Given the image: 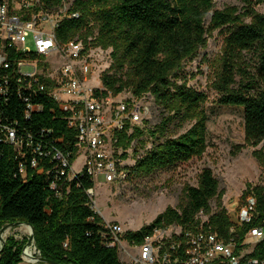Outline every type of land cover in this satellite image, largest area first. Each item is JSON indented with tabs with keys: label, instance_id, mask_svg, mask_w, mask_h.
<instances>
[{
	"label": "trees",
	"instance_id": "obj_1",
	"mask_svg": "<svg viewBox=\"0 0 264 264\" xmlns=\"http://www.w3.org/2000/svg\"><path fill=\"white\" fill-rule=\"evenodd\" d=\"M243 2L246 6L242 10H216L214 0H73L69 12L78 17L59 24L56 41L65 44L78 39L82 41L83 54L91 48L110 50L109 72L100 78L102 95L118 96L128 91L135 100L150 95L163 114L152 130L137 126L129 134L127 124L116 133L115 146L123 151L122 158L144 135L154 141L143 156L137 158L134 151V165L125 168L127 180L148 177L205 153L208 118L203 105L207 96L180 83V71L182 63L205 47L215 31L223 36L212 83L217 103L243 110L244 146L256 148L264 142V15L253 8L264 1ZM44 3L57 6L59 0ZM34 102L41 104L42 111L33 114L29 122L21 118L22 106L16 99L7 112L33 133L50 131V139L60 140L56 148L69 153L73 162L76 132L67 127L65 113L45 95ZM173 123L178 128L190 127L174 137L170 129ZM14 155L11 147L0 146V229L13 223L31 226L39 256L56 264H122L117 250L103 244L102 219L88 206L84 191L92 186L89 178L83 175L69 183L63 178L58 182L57 196L49 189L52 177L29 173L22 180ZM253 155L264 167L263 151ZM50 166L46 164V168ZM183 193L182 206L168 207L151 224L135 232L127 231L125 240L141 244L155 229L172 225L195 231L201 224L200 214L207 216L204 226L224 240L233 239L237 245L251 229L264 228V186L246 185L243 200L253 198L254 211L248 223L235 227L226 215L223 192L210 169H203L197 185L185 186ZM22 249L12 237L8 238L0 252V264H19ZM248 257L264 260V239Z\"/></svg>",
	"mask_w": 264,
	"mask_h": 264
},
{
	"label": "built area",
	"instance_id": "obj_2",
	"mask_svg": "<svg viewBox=\"0 0 264 264\" xmlns=\"http://www.w3.org/2000/svg\"><path fill=\"white\" fill-rule=\"evenodd\" d=\"M72 2L59 0L57 6H46L44 0H0V146L13 149L22 180L29 173L52 177L49 189L57 196L58 182L63 178L69 183L86 175L92 183L84 191L88 206L99 215L98 181L104 187L123 186L127 181L125 167L116 156L121 150L115 146L116 133L128 124L131 134L144 109L133 101H117L119 95L103 96L102 86H90L82 41H56L59 24L78 17L69 12ZM41 95L58 105L65 113L67 127L75 130V160L83 158L80 170H74L75 160L70 161L69 153L56 148L60 140L50 139V131L33 133L7 112L16 99L22 106L21 118L29 122L33 114L42 111L41 104L34 102ZM254 205V199L249 197L242 206L234 203L224 208L235 227L250 221ZM206 221L195 231L176 225L157 228L141 244H135L125 240L127 231L121 225L102 219L101 237L106 247L117 250L122 264H264V260L248 257L264 239V228L251 229L237 245L233 239L224 240L204 226ZM24 250L21 260H25ZM31 256L36 258L34 253Z\"/></svg>",
	"mask_w": 264,
	"mask_h": 264
},
{
	"label": "rangeland",
	"instance_id": "obj_3",
	"mask_svg": "<svg viewBox=\"0 0 264 264\" xmlns=\"http://www.w3.org/2000/svg\"><path fill=\"white\" fill-rule=\"evenodd\" d=\"M251 1V3L256 2V0ZM245 6L243 0H214L216 10H223L226 7L242 10ZM253 8L258 14L264 15V3L253 5ZM222 43L221 33L213 32L207 38L205 47L200 48L194 57L182 63L180 71L182 78L180 83L184 82L188 87L207 96V102L203 105L208 118L205 153L200 158L176 164L148 177L127 180L123 186L104 187L99 180L96 210L102 219L118 223L126 231H138L151 224L166 208L178 209L182 206L185 202L184 187H195L197 177L203 169H210L218 181L219 191L223 192L221 200L223 207L229 208L230 204L234 203L242 206L247 184L264 186V167L253 155V152L260 150L264 153V142L256 148L244 146L243 110L219 105L217 92L212 87L219 66ZM84 58L89 69L90 86L101 87L100 78L102 74L109 72L111 65L110 50L91 48L84 53ZM58 66L60 64L54 67ZM117 101H133L142 105L144 111L136 125L144 130H152L161 122L162 111L155 105L150 95L135 100L130 92L126 91L117 97ZM189 127L186 125L178 128L177 124L173 123L170 129L174 133L173 136L178 137ZM153 143L151 138L144 135L132 143L133 147L126 151V158H122L121 150L116 152V156L120 158L123 167H132L135 163L134 151H137V158L141 157L152 148ZM82 162L81 156L75 160L73 164L75 171L80 170ZM210 207L212 211L215 210V201L210 203ZM198 218L202 222L207 216L199 215ZM231 219L234 220V217ZM9 231L5 241L12 237L23 246V252L30 232L25 231L21 226L11 227ZM29 247L38 258L39 253L34 243Z\"/></svg>",
	"mask_w": 264,
	"mask_h": 264
},
{
	"label": "water",
	"instance_id": "obj_4",
	"mask_svg": "<svg viewBox=\"0 0 264 264\" xmlns=\"http://www.w3.org/2000/svg\"><path fill=\"white\" fill-rule=\"evenodd\" d=\"M14 226H27L30 229V235H29V239L27 241L26 247H29L30 245H32L34 243L33 241V229L31 226L27 225V224H23V223H13V224H6L3 228L0 229V252L3 249L4 245H5V240L2 239V235L5 232L6 229L14 227ZM23 255V252L22 254ZM37 263H41V264H56L54 262H51L49 260L43 259L40 256L38 258L34 259Z\"/></svg>",
	"mask_w": 264,
	"mask_h": 264
},
{
	"label": "bare ground",
	"instance_id": "obj_5",
	"mask_svg": "<svg viewBox=\"0 0 264 264\" xmlns=\"http://www.w3.org/2000/svg\"><path fill=\"white\" fill-rule=\"evenodd\" d=\"M21 227H22L25 231L30 232L29 227H27V226H21ZM10 229H11V228H10ZM8 231H9V228L6 229L5 232L3 233V235H2V239H3V240H5ZM9 232H10V231H9ZM33 253H34V252H33V249H31V248H26V249L24 250V256H23V258H24L27 262H30V261L34 262L35 260H33V259H32V256H31V255H33Z\"/></svg>",
	"mask_w": 264,
	"mask_h": 264
},
{
	"label": "crops",
	"instance_id": "obj_6",
	"mask_svg": "<svg viewBox=\"0 0 264 264\" xmlns=\"http://www.w3.org/2000/svg\"><path fill=\"white\" fill-rule=\"evenodd\" d=\"M19 264H33V263H30V262H27L25 260H21V262ZM41 264V263H40Z\"/></svg>",
	"mask_w": 264,
	"mask_h": 264
}]
</instances>
